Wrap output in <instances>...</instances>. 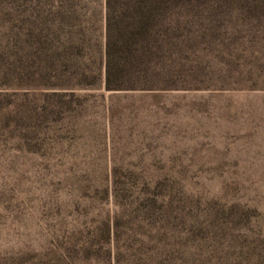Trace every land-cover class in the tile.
<instances>
[{
  "label": "rangeland",
  "instance_id": "rangeland-1",
  "mask_svg": "<svg viewBox=\"0 0 264 264\" xmlns=\"http://www.w3.org/2000/svg\"><path fill=\"white\" fill-rule=\"evenodd\" d=\"M175 2L107 89L105 0H0V264H264V0Z\"/></svg>",
  "mask_w": 264,
  "mask_h": 264
},
{
  "label": "trees",
  "instance_id": "trees-1",
  "mask_svg": "<svg viewBox=\"0 0 264 264\" xmlns=\"http://www.w3.org/2000/svg\"><path fill=\"white\" fill-rule=\"evenodd\" d=\"M105 3V87L135 88L155 82L153 75H158L159 63L155 58L167 49V41L163 39L164 16L176 4L175 0H105ZM114 10H121L122 18L117 19Z\"/></svg>",
  "mask_w": 264,
  "mask_h": 264
}]
</instances>
